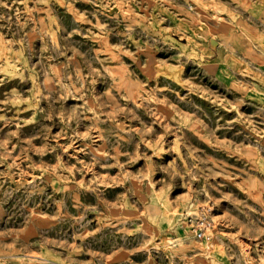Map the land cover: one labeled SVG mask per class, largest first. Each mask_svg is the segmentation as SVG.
I'll return each mask as SVG.
<instances>
[{
  "label": "rangeland",
  "instance_id": "1",
  "mask_svg": "<svg viewBox=\"0 0 264 264\" xmlns=\"http://www.w3.org/2000/svg\"><path fill=\"white\" fill-rule=\"evenodd\" d=\"M0 264H264V0H0Z\"/></svg>",
  "mask_w": 264,
  "mask_h": 264
},
{
  "label": "built area",
  "instance_id": "2",
  "mask_svg": "<svg viewBox=\"0 0 264 264\" xmlns=\"http://www.w3.org/2000/svg\"><path fill=\"white\" fill-rule=\"evenodd\" d=\"M187 226L197 240L205 239L210 226L208 209L201 208L196 215L188 217Z\"/></svg>",
  "mask_w": 264,
  "mask_h": 264
}]
</instances>
